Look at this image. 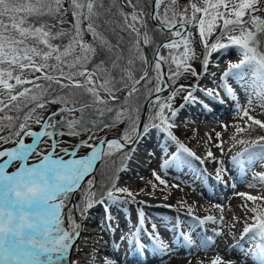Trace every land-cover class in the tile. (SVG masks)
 I'll return each mask as SVG.
<instances>
[{"label": "snow or ice", "instance_id": "1", "mask_svg": "<svg viewBox=\"0 0 264 264\" xmlns=\"http://www.w3.org/2000/svg\"><path fill=\"white\" fill-rule=\"evenodd\" d=\"M67 2L66 8L65 0H0V113H5L0 116V129L6 126L5 120L8 121L7 126L12 129L7 137L0 135V142L14 144L10 149L0 150V264H72L68 254L83 227L74 217V212L79 213L86 221L87 214L96 204H103L105 199L112 204L120 202L121 197L115 193H124L134 199V194L129 189L118 188L114 184L99 193L96 192L92 179L86 181V189L82 187V182L89 176L93 163L101 156L102 145H106L109 150L104 154L111 155L113 148L119 152L129 144L141 140L142 136L146 138L151 135L154 129H160L178 145L179 151L171 156L172 161H180V153L195 156V153L180 143L170 131L175 126L174 120L179 111L171 102L187 86L180 85L166 100H161L159 96L155 101L149 100L148 103L153 108L148 115L150 123L141 124L139 116L132 115L131 107L114 109L111 106V102L119 100L115 95L121 90L117 84L124 82V87H129L123 77L121 81H117L111 75L112 69H120L132 81L125 102H129L133 94L139 91L136 85L141 81L150 82L153 78L156 80L155 87L148 89L149 96L153 92L159 94L164 91L161 84L170 87L161 79L164 64L168 65L169 80H177L185 73L197 76L198 73L191 63L197 59L193 46L194 34L190 30L195 27L205 51V71L212 52L223 50L230 45L238 46L242 51L239 62L231 63L228 70L222 74L217 89H205V95L223 102L218 90L223 88L228 96L235 99V91L227 80L231 75H239L242 67L250 66L261 81V89L256 95L264 100V0H189V4L183 9L178 6V0H154L151 12H145L141 0H126L132 11L124 12V5H120L119 12L123 18L121 27L132 37L129 51L135 54L134 59H139L146 65L139 79L132 76L130 67L121 68L120 55L111 61V69L104 59L93 63L102 52H111L113 49V45L97 30L96 20L100 15L99 9L104 8V0ZM119 3L120 0H113V6ZM106 11L110 12L111 8ZM69 12L74 23L70 29H65L62 25L67 23L65 17ZM148 18L158 21L155 31L166 34L170 39L155 44L148 29ZM85 22L86 29L83 27ZM216 29L220 30L219 35L210 43L209 38L215 34ZM85 31L92 35L93 43L84 40ZM65 37L67 43H55ZM141 44H155V59L150 65L156 74L155 77L149 76V61L141 51ZM181 47L183 51H180ZM162 48L168 50L167 56L160 54ZM134 59L128 60L129 66L134 63ZM90 64L92 67H89ZM172 65H175L174 69ZM185 100H195L194 93L189 91ZM21 101L26 107L31 105L22 117L6 114V110L12 111L13 108L19 113ZM48 103H58L63 107L52 112L46 119L35 115L37 109H45ZM251 103L249 100L250 105ZM204 107L207 108L208 105ZM242 111L243 117L251 123L247 127L237 126V134L248 133L253 130V126L264 129V121L249 115L248 109ZM76 112L80 113L79 117L74 115ZM113 112L114 118L109 117L108 114ZM56 116H60V119L56 120ZM107 119H112V124L107 123ZM125 120L129 122L130 128L125 130L120 139H104L94 145L88 142L94 138L89 135L88 140L81 141L80 145L76 146L90 148L88 155L76 158V151H69L67 148H60V152L71 158L64 159V156L57 153L61 143L56 139L58 136L95 133ZM32 123L40 125L41 130L33 131ZM217 136L219 137V134ZM26 137H32L33 142L26 144ZM45 138L51 141L50 151H42L38 147L42 142L47 143ZM232 139L236 143L247 145L243 152L232 157L233 161H236L258 141H264V136L251 142L247 139H237L235 135ZM217 146L223 153L222 143ZM260 147L264 149V144ZM32 156L38 159L29 163ZM207 156L219 165L216 169V180L223 182L224 161L215 157L211 151L207 152ZM196 158L203 163L202 158ZM261 158L264 159V151ZM17 162L19 167L9 172L7 169ZM167 166L166 160L163 167ZM153 175L161 185L166 183L159 174L154 172ZM258 176L264 180V173H259ZM78 190L82 192V201L80 204L68 205L70 194ZM247 199L256 201L262 198L247 195ZM66 207L70 209L67 213L64 211ZM250 211L256 213L253 217L254 223L246 224L243 232H256L259 235L261 242L256 248L258 255L264 258V212L256 207ZM106 213L111 222L110 207L106 208ZM65 216L67 227L64 226ZM223 219L220 217L221 223ZM205 221L216 222L215 217L211 215L200 223ZM144 223V212L141 210L138 215L139 227L122 235L121 242L128 241L140 245L142 241L138 233L144 231L147 234ZM152 228L151 240L159 251L166 252L167 245L155 231L156 225L153 224ZM186 239L192 243L190 237ZM103 264L113 262L105 260ZM210 264L225 262L218 255Z\"/></svg>", "mask_w": 264, "mask_h": 264}, {"label": "rangeland", "instance_id": "2", "mask_svg": "<svg viewBox=\"0 0 264 264\" xmlns=\"http://www.w3.org/2000/svg\"><path fill=\"white\" fill-rule=\"evenodd\" d=\"M121 4L120 1L119 4L113 6V0H104V8L99 9L100 15L96 20V24L98 25L97 30L113 45V49L110 52L112 58L114 57L112 60L117 55H120L119 64L121 68L130 67L132 76L137 79L145 65L139 59H134L133 57L136 65L134 67L135 63H133L129 66V59L124 60L123 58L125 54L127 56L130 52L132 37L126 31L127 39L124 37L120 38L119 35L116 37L114 34L122 30L123 18L119 12ZM188 4L189 0L178 1V6L181 9ZM142 7L145 12H150L148 4H143ZM108 8H111L110 12L106 11ZM190 11L191 9H189ZM113 28L115 29L111 30ZM190 30L194 34L193 46L197 55V59L191 61V63L198 75L193 76L190 73H185L177 80L168 79L170 90L166 92L165 97L161 100H166L172 91L179 89L180 85L187 86L171 102L173 103V107L179 111L174 120L175 126L170 131L180 143H183L194 152L195 156L180 153L181 160L172 161L170 159L171 156L179 151L178 145L163 130L154 129L151 135L148 136L151 145L141 152L150 154L148 159L146 157V160H144L146 164L142 165V169L140 170L135 167L133 168V166H136L133 165L128 168L130 172H125L127 162L134 150H136L134 143L128 146V149H132L131 154L126 159V162H124L123 167L119 169L114 185L118 188L129 189L134 194V199L124 193H115V195L121 197L120 202L112 204L105 199L103 204H96L87 214L86 221L79 213L74 212V217L78 219V222L83 227L80 229L79 240L68 254L71 261H73L72 264H103L105 260H111L113 264H210V261L218 255L222 257L225 264H228V262H233V264H262L261 260L264 258L258 255L256 248L261 242L259 235L256 232H243L246 224L254 223L253 217L256 213L251 212V208L256 207L264 212V180L258 176L259 173H264V159L261 158V153L264 149L260 147L262 143L254 144L249 148L248 152H244L243 154L255 155L257 153L256 155L259 157L257 159L260 162L257 163L255 161V155L254 157L245 159L243 162L244 166L241 165L238 168L236 165L239 159L236 161L232 159L234 155L236 156L237 153L243 152L244 148L247 147V145L236 143L232 139L234 135L237 136V139H247L250 142L258 141V137H260L257 134L258 126H253L252 131L243 134H237L236 127H247L251 123L247 121L246 117H243V109H248L249 115L264 121V100L256 95L261 89V81L252 67H242L239 70V75H231L227 80V83L234 89L236 98H231L225 93L223 88H219L220 99L223 100V102H220L222 110L210 114L209 120L205 118L201 120L196 119L195 116H198V113L194 111L196 109H190V106L198 102L205 105H208V102H212L213 99L207 97L204 90L217 89V86L221 83L222 74L228 70L231 63L239 62L242 58V51L238 46L230 45L223 50L212 52L209 57V66L205 71L203 68L205 51L200 42V36L195 27H191ZM219 31V29H216L215 34L209 38L210 43L217 39ZM157 36V38H153L155 39V44L162 38V35L158 34ZM84 40L91 43L87 31L84 33ZM122 42L126 43V50L121 47ZM224 42L227 43L226 40ZM155 44L150 45L153 50ZM141 51L144 54L142 47ZM180 51H183V47H181ZM109 66H111V63ZM109 66L108 68L111 69ZM165 66H167L168 70V65L165 64ZM172 68L174 69L175 65H172ZM216 69V75L218 76L216 80L218 82L213 81V83L203 84V81L207 79V72L213 73ZM114 70V72L111 70V75L117 81H121L123 77V81L127 82L128 85L132 83L127 78L126 73H122L120 69ZM155 75L151 71L149 76L155 77ZM169 75L170 73L168 72L167 77ZM240 78H245L243 85L242 83L237 85L231 83L233 80L236 81V79ZM12 82L14 83V81ZM146 85L145 90H143L144 92L142 91L143 100L140 99L139 91L131 97L137 102L135 106H132V115L134 117L138 115L140 118L144 100L149 96L148 89L155 87L156 80L153 78L150 82H146ZM204 85L208 86H205V88ZM117 87H124V82L118 83ZM137 88L139 89V87ZM189 91L194 93L195 100H185V96ZM122 100H125V96L118 101ZM249 100L252 101L251 105L249 104ZM5 102L7 101L5 100ZM15 103L13 102V104ZM57 106L63 107V105L58 103H48L45 109H37L35 115H40L46 119V116L50 115L51 111ZM29 107L31 105L26 107L24 102L21 101V111L19 113L13 108L12 111L6 110V114L13 117L17 115L22 117ZM197 108H200V105ZM207 108L212 110L210 105ZM151 111H153L152 106L149 109L148 115ZM4 114L0 113V116ZM148 115L144 123H150ZM109 117L114 118V113ZM125 121L124 125L115 123L112 127L103 128L93 134L91 133L94 138L88 142L96 145L106 136L118 135L122 137L125 130L130 128L129 122ZM107 123L112 124V119H107ZM156 123H159V121H156ZM4 124L6 126L0 129V135L7 137L10 132L7 126L8 121L5 120ZM36 126L38 128L34 130ZM207 126H210V130L206 128ZM31 128L33 131L41 130V126L35 123L31 124ZM217 134H219V137ZM45 139L47 140V138ZM24 142L26 144L32 143L33 138L26 137ZM221 143L223 153L221 152V148L217 146ZM50 144L51 141L47 140V143L42 142L38 147L42 151H50ZM76 146L73 141L63 140L57 148V153L64 156V159H69L71 157L61 153L60 148H67L69 151L75 150L77 153L76 158L88 155L91 151L87 146ZM12 147H14V144L6 146L5 143L0 142V150ZM115 150V148L111 150V155ZM208 151H211L215 157L224 161L223 167L225 173L223 181L225 182H218L216 180V169L219 165L213 163L211 158L207 156ZM202 154H205V156L202 157ZM229 155L231 159H229ZM104 156L107 155L104 154L103 158ZM198 156L202 158L203 163L196 158ZM37 159L38 157L32 156L29 163L36 162ZM166 160L168 161V166L163 167ZM138 161H140V158ZM239 162H241V159ZM106 163H108V160H106ZM99 165L93 174L82 183L84 189L87 188L86 181L88 179L94 178L96 185L95 176L97 175L96 170L99 168ZM17 167H19L18 162L14 163L7 170L11 172ZM231 167L239 175L236 181H231L228 173ZM154 172L166 181L164 185H161L155 179ZM105 173L104 171L103 174ZM228 186L230 187L229 189ZM204 190L209 193V196L203 194ZM247 195L261 197L262 199L249 201ZM82 199V192L78 190L70 194V200L67 204H80ZM109 207L111 208V222H109L106 213V208ZM69 210L66 207L64 211L67 213ZM141 210L144 212V228L147 230V234L144 231L138 233V237L142 243L137 246L128 241L121 242L120 237L122 235L130 233V230L133 232L139 227L138 215ZM209 215L215 217V223L211 221H205L203 224L200 223L202 219ZM220 217L224 218L223 223H221ZM153 224L156 225L155 231L159 233L167 245L166 252L159 251L150 238L153 232ZM64 226H68L66 216ZM113 229L114 231H112ZM219 233H222V235ZM186 237H190L192 243H189ZM132 250L137 251V255L138 251L141 252L144 259L141 262L137 261L136 256L130 254ZM132 260L135 262H132Z\"/></svg>", "mask_w": 264, "mask_h": 264}, {"label": "trees", "instance_id": "3", "mask_svg": "<svg viewBox=\"0 0 264 264\" xmlns=\"http://www.w3.org/2000/svg\"><path fill=\"white\" fill-rule=\"evenodd\" d=\"M179 1V0H178ZM143 4H148V7L151 5V1H150V5H149V0H141V6ZM66 8L68 7V2L67 0H65V5H64ZM45 19H48L47 17H45ZM67 23H65L64 25H62V27H64L65 29H70L71 28V25L74 23V20H73V17L71 15V12L68 13V15L65 17ZM53 23H55V21H52ZM121 25V23H120ZM58 27H60L58 25ZM85 28V27H84ZM86 29V28H85ZM115 28L111 29V30H114ZM148 29L150 30V34L152 36V38H157L158 34L159 35H162V38H160V41L168 38V36L166 34H162L158 31H155V26L151 23L150 19L148 18ZM118 31V30H117ZM116 35V37H118L117 35L121 37H124L125 39L128 38V36L126 35V32L123 31V30H120V32L118 33H114ZM89 37H90V42L93 43V37L92 35L89 33ZM131 38V37H130ZM155 40V39H153ZM160 41H158L156 44H158ZM55 43L57 44H60V43H67V37H65L62 41L61 40H57L55 41ZM121 47L126 50V43L125 42H122V45ZM148 49L151 53V55H153L154 53V50L153 48L148 45ZM134 53L133 52H129L126 56L123 57L124 60H127V59H130V58H133L134 56ZM127 57V58H126ZM114 58V57H113ZM112 58V55L110 54V52H108L107 50H105L104 52H102L100 55H98L93 63H98L101 59H104L106 60L107 62V66H109V64L111 63V60L113 59ZM135 63V61H134ZM153 63V62H152ZM136 63L134 64V67H135ZM89 67H92V65L90 64ZM111 67V66H109ZM166 68V71H167V74H168V70H167V66H165ZM115 70L112 69V72H114ZM151 71L152 69H150L149 71V75L151 74ZM146 82H142L141 85L139 86V92H140V99L143 100V94H142V91L145 90V87H146ZM144 92V91H143ZM154 93V92H153ZM152 93V94H153ZM151 94V95H152ZM150 96H148L145 100H144V103L145 101L149 98ZM86 99V97H85ZM117 103V104H116ZM113 101L111 102V106L116 109V108H123V109H128L129 107H131V110H132V106H135L136 105V101L132 98H130L129 102H125V100H122V101ZM144 106V105H143ZM61 106H57L54 110H52L51 112H55L57 111L58 109H60ZM143 109V107H142ZM114 113V112H113ZM113 113H110L108 114L109 116ZM74 115L76 117H79L80 116V113L79 112H76L74 113ZM49 116V115H48ZM46 116V117H48ZM56 120H59L60 119V116H56L55 117ZM126 121H123V122H118L120 123L121 125H124ZM38 128V126L34 127V130H36ZM9 130L11 131L12 129L9 127ZM64 130V129H62ZM93 134V133H92ZM91 133L89 132H84V133H81L80 135L78 136H70V135H64L62 137L58 136L56 137V139L58 141H63V140H70V141H73L74 145H80L81 141H85L89 135H92ZM257 134H259V136H264V129H261L258 127V131H257ZM5 136V135H4ZM104 137V136H102ZM259 138V137H258ZM259 144H264V141H259L258 142ZM6 146H10V145H13L12 143H5ZM73 145V144H72ZM130 151L131 149H123L121 151H117L115 150L113 152L112 155H107V156H104V158H102L101 162H100V165H99V168L96 170V176H95V179H96V185H95V190L97 193L101 192V191H104L106 190L107 188H110L113 184H114V181L116 179V175L117 173L119 172V169H121L123 167V164L124 162H126V159L128 158L129 154H130ZM106 160H108V163H106ZM107 170V171H106ZM104 171L106 172L105 174ZM94 180V178L92 179Z\"/></svg>", "mask_w": 264, "mask_h": 264}, {"label": "bare ground", "instance_id": "4", "mask_svg": "<svg viewBox=\"0 0 264 264\" xmlns=\"http://www.w3.org/2000/svg\"><path fill=\"white\" fill-rule=\"evenodd\" d=\"M121 3L124 5L125 9H124V12H131V7L127 6V3H126V0H121ZM168 50L167 49H161V52L160 54L161 55H164L166 56ZM162 88L165 87V84H161L160 85ZM205 86H208V85H204ZM206 88V87H205ZM121 92H123V90L121 89L119 92H116L115 95H119ZM166 91H162L161 93H165ZM102 95H106L105 93H102ZM200 105V108H197L198 106ZM204 103H201V102H198L197 104H193L192 106H190V109H196L194 110L195 112L198 113V116H195L196 119H207L209 120V115L210 114H213L214 112H218L219 110L221 111L222 110V105L220 102H215L214 103V107L213 106H210V109L204 107ZM226 114V113H225ZM192 117V116H191ZM194 117V116H193ZM211 124V123H210ZM137 144V143H136ZM135 144V148L136 150H134L133 154L131 155V157L129 158L128 162H127V167H126V170L125 172H130L128 168H130L131 166L135 165L136 163L139 165L142 163V165L144 166L146 164V157L148 159V157L150 156V154H146V153H141L143 151V149H147L148 146L151 145V142H150V138L147 136L146 138L142 137L141 140L139 141L138 145ZM235 145V144H233ZM232 145V146H233ZM233 148V147H232ZM237 149V148H236ZM107 151H109L107 149V147H105V150H104V153H106ZM229 151V150H228ZM231 152V151H230ZM202 153V152H201ZM140 154V155H138ZM142 155V156H141ZM141 156V157H139ZM205 154H202V157H204ZM235 156V155H234ZM199 157V156H198ZM140 158V161H138V159ZM228 158V157H227ZM229 159H231L230 155H229ZM225 160V159H224ZM138 161V162H137ZM247 163V162H246ZM228 164H229V161H228ZM252 164V163H251ZM231 166V165H230ZM136 168L137 169V166H133V168ZM246 169V168H245ZM248 169V168H247ZM242 170V169H241ZM132 171V170H131ZM243 171V170H242ZM229 175H230V178H231V181H236V179L238 178L239 175L236 174L235 170L233 169V167L230 168V171L228 172ZM238 180V179H237ZM225 182V181H223ZM238 182V181H237ZM212 183V182H211ZM228 185V184H227ZM230 185V184H229ZM227 188V187H226ZM230 187L228 186V189ZM213 192V191H212ZM259 192V191H258ZM260 193V192H259ZM204 195L206 196H209V193L206 192V190H204L203 192ZM227 195V194H226ZM155 196V195H154ZM178 196H180V194H178ZM187 196V195H186ZM218 199V198H217ZM81 219V218H80ZM130 232H132V230H130ZM76 249V248H75ZM74 251V250H73ZM131 255L133 256H136V260L141 262L142 261V258L141 256L137 255L136 251L132 250L130 252ZM73 255V254H72ZM231 255V254H230ZM133 259V257H131ZM103 261V260H102ZM73 262V261H72ZM132 262H135L134 260H132ZM258 264V263H257Z\"/></svg>", "mask_w": 264, "mask_h": 264}, {"label": "water", "instance_id": "5", "mask_svg": "<svg viewBox=\"0 0 264 264\" xmlns=\"http://www.w3.org/2000/svg\"><path fill=\"white\" fill-rule=\"evenodd\" d=\"M120 1H121V0H120ZM153 6H154V0H152L151 7H150V12L153 11ZM123 8L125 9V7H123ZM130 9H131V11H132V8H130ZM149 19H150V18H149ZM150 21H151V23H152L154 26L158 23V21H153V20H151V19H150ZM84 27L86 28V22H85ZM142 31H143V29H142ZM166 39H170V37H168V38H166ZM166 39H165V40H166ZM165 40H162V41L159 42L158 44L164 42ZM141 47L143 48V52H144L145 57H146V58L148 59V61H149V65L147 66V67H148V72H149L150 69H151V66H150V65L152 64V61L154 62L155 57H154V54L151 55V53H150V51H149V49H148L147 46H144L143 44H141ZM145 67H146V65H145ZM145 67H144V68H145ZM162 67H163V70H164L163 75H162V80H164V81L166 82V84L169 85L168 77H167V71H166V68H165V64L162 65ZM141 75H143V71H142V73L140 74V76H141ZM140 76H139L137 79H139ZM142 82H143V81H141L139 84H137L136 87H138L139 85H141ZM130 87H131V84L129 85L128 88H125V87L120 88V89L123 90V92H121L119 95H117V96L119 97V99L123 98V97L127 94V92L130 90ZM164 89H165L164 91L167 92V91L170 90V87H166V86H165ZM166 92H165V93H166ZM165 93H159V94H157V93H153V94H152V95H151V96L145 101L144 106H143V109H142L141 116H140V118H139V123L143 124V123L145 122V119L147 118V115H148V112H149V109H150V106H151V105L148 103V101H149V100H153V101H155V99H156L157 96H159L160 99H162V98L165 97ZM120 138H121V137L118 136V135H110V136H106V137H104V138L101 139V140L106 139V140L110 141V140H112V139H120ZM99 143H100V141H99ZM99 143H98V144H99ZM130 145H132V144H129L128 146H130ZM105 147H106V145H102V146H101V149H100V151H101V156H100V158H98V159L93 163V167H92V169L90 170V174H89V176L93 174L94 170L96 169V167L99 165L101 159L103 158ZM89 176L85 177V178H84V181H85ZM84 181H83V182H84ZM83 182H82V183H83ZM79 236H80V235H79ZM78 240H79V237L75 239L74 244L77 243Z\"/></svg>", "mask_w": 264, "mask_h": 264}]
</instances>
